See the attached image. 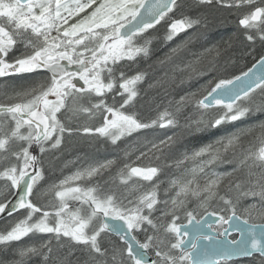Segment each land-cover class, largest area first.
Here are the masks:
<instances>
[{
  "label": "snow or ice",
  "instance_id": "1",
  "mask_svg": "<svg viewBox=\"0 0 264 264\" xmlns=\"http://www.w3.org/2000/svg\"><path fill=\"white\" fill-rule=\"evenodd\" d=\"M193 5L250 9L239 18L238 26L253 45L248 54L258 59L239 75L219 79L210 91L205 89L206 94L180 96L173 111L165 109L156 119L144 121L136 108L137 86L146 73L129 76L121 62L136 63L149 56L152 39L146 33L181 8L180 0H0V94L16 101L0 103V162L4 163L0 180L17 190L14 202L0 203V214L25 210L23 218L0 232V250L12 255L9 264H28L32 257H39V264H229L235 257L264 264V120L245 127L235 124L264 114V48L256 53L254 47L257 40L264 45V0H193ZM201 23L206 26L207 17L175 19L165 39L170 41ZM189 106L200 115L196 119L184 116L185 134L198 141L205 138L201 134L216 139L184 153L176 166L184 161L195 166L186 170L190 178L169 182L163 190L167 198L158 195L163 182L153 183L162 172L161 165L126 163L104 178L116 164L108 160L78 169L52 185L56 203L38 205L30 199L40 195L45 155L60 150L65 134L95 135L115 145L142 129L181 127L179 117ZM67 114H71L68 123L61 119ZM80 116L87 121L99 119L100 124L71 127L70 122ZM228 125L235 131L217 135ZM257 129L259 149L242 151L231 171L212 173L209 178L205 169L230 151L235 156L243 138ZM174 144L176 137L168 136L152 143L148 152L160 160L164 149ZM147 155L141 152L137 160ZM80 181L95 182L82 186ZM142 182L149 187L145 189ZM172 189L175 193L168 196ZM192 198L203 215L218 217V227L208 225L215 235L189 239V233L177 224L181 212L189 223H201L203 215L198 220L195 209L188 208ZM213 200L223 207L209 212ZM230 229L238 236L232 237ZM139 233L144 234L143 242L137 239ZM37 234H48V239L13 248L14 242ZM201 240L208 243L201 245ZM53 241L57 251L67 248L63 257L54 255ZM77 246L85 255L82 262L79 256L69 259ZM149 249L155 259L147 258Z\"/></svg>",
  "mask_w": 264,
  "mask_h": 264
},
{
  "label": "rangeland",
  "instance_id": "2",
  "mask_svg": "<svg viewBox=\"0 0 264 264\" xmlns=\"http://www.w3.org/2000/svg\"><path fill=\"white\" fill-rule=\"evenodd\" d=\"M193 0H182V2H190ZM241 17L244 13L249 11L248 8H242ZM178 9L174 10L177 11ZM172 13H169L168 17L164 20H170L173 16ZM240 17V18H241ZM154 32V31H153ZM205 33V32H204ZM167 33L164 35L166 36ZM148 37L152 39V43H157L158 46L152 47L150 50V54L148 57L139 58L138 62L141 61V65L129 70L128 65L136 63H131L127 61H122L121 63L125 65L127 75H134L137 71H143L146 73L145 79L143 82L138 84V89L140 92V96L137 103L136 111L139 114V118L144 121H150L152 119H156L160 112H163L165 109L169 111L174 110V102L179 100L180 96L185 94H190L196 92L198 96L204 95L200 94L199 89H207V83H211L213 80H210L213 77V72L220 66V63L217 60L211 61L207 69L199 68L191 65L192 61H188L190 58L188 55L190 54L188 50H185L188 46L189 42L192 38L189 39V35L184 37H174L172 40H166L165 36H160L161 40H157L152 36L151 30L146 33ZM152 36V37H151ZM204 36V35H203ZM207 41H204V44H208V37L205 35ZM188 39L190 41H188ZM205 40V39H203ZM222 40V39H220ZM206 42V43H205ZM222 41H218L220 43ZM151 43V44H152ZM158 47V48H156ZM190 56V55H189ZM195 65V64H194ZM148 70V74L146 72ZM72 70H75V66H72ZM194 72V77L190 74ZM185 82H189L190 79H194V85L184 84L183 82H179L181 79H185ZM210 80V81H209ZM200 83V84H199ZM2 84L0 83V93L3 92ZM151 85V87H150ZM175 85V88H171V93H167L169 91V87ZM213 86V85H212ZM209 87V90L212 88ZM169 89V90H168ZM208 90V91H209ZM161 98V99H158ZM255 99L259 101L261 96L259 93L255 94ZM8 99L5 98L3 94H0V103H6ZM137 100V101H138ZM160 100L159 102H157ZM173 103L170 104L169 102ZM108 102H111V94H109ZM146 107V111H143V108ZM157 110V111H156ZM216 110H213L212 114H215ZM59 115V114H58ZM71 115V114H67ZM145 115V116H144ZM190 115L193 119L199 118V112H197L193 107L189 106L185 108L184 113L179 117V124L181 127H165L160 128L159 126L142 129L138 132H134L131 136H125L122 138V167L124 164L128 163L132 166L141 165V166H156L157 164L162 166V172L159 174L158 178H154L153 183L158 181H162L160 184L159 197L161 199L167 198L164 194V189L169 187V182L171 180H186L190 178L188 172L186 170L191 169L195 166V162L192 161H184L182 165L179 167L176 166V163L183 159V155L185 152H191L193 149L198 148L201 144L209 143L216 139V136H208L207 134H201L205 137L202 140H194L190 135L185 134L183 125L185 123L184 116ZM65 117V116H63ZM65 120V119H64ZM264 120V114H257L256 116H252L245 121L235 122L238 127H242L244 124L255 125L258 121ZM74 123L71 124L73 128H76L78 125L83 123H89L92 126H98L100 124V120L87 121L86 117L80 116L78 119H74ZM235 131V128L232 125L226 126V128L222 129L220 133L217 135H226ZM168 136L176 137V144L171 146L170 148L164 149V155L160 160H156L153 153L148 152L149 148H151L152 143H159L160 140L166 139ZM249 136V135H247ZM242 140V144H246V137ZM76 137H79L83 141L77 140ZM259 137V136H258ZM202 141V143L200 142ZM204 141V142H203ZM254 145L251 146V152H256L261 146L260 139L257 138ZM235 156L230 151L225 154L221 161H217L215 164L209 166L205 169V172L208 174V177L211 178L212 173H224L229 172L235 166V160L238 159L239 149H237ZM137 152V154H135ZM141 152L148 153L147 156L141 157L137 160V156H140ZM58 154H52L50 159L46 158L47 166L44 167V179L40 182V198L36 199V203L38 205H47L56 203V198L54 196V190H52V185L58 184L61 180L75 173L78 169H82L85 167H89L92 165L104 163L108 160H113L111 156V151L108 147V140L99 137V136H84L83 134H73L69 136L65 134L64 142ZM127 153V155H126ZM155 155H159L156 153ZM57 160V161H55ZM116 164L108 171L104 173V178H107L109 172L114 174L118 167V160L116 159ZM225 161H233L231 163ZM4 164V163H2ZM170 165L168 167H164V165ZM97 180L100 178L97 177ZM200 182H204L203 174L199 177ZM45 180L47 183V187L45 184ZM95 181H80L82 186H91ZM144 183L145 189L149 187L147 182ZM227 181H225V184ZM107 187V186H105ZM123 192V188L120 189ZM224 191V187H221V192ZM12 193V189L6 186L3 180H0V203L6 201L7 195ZM175 193V189H172L171 192L168 193V196H171ZM44 197V201L42 200ZM131 198V197H129ZM42 200V201H41ZM245 201L244 203H247ZM74 206H79L77 203ZM223 205L218 200H213L210 202L208 206V211H212L213 209L219 211ZM189 210L195 209L197 213V218H200L203 215V209L199 207V202L192 198L188 203ZM224 214V213H221ZM25 215V210L7 218L5 221L0 222V232H5L9 230L19 219L23 218ZM179 216L183 218L181 221H188L187 217L183 212L179 213ZM177 220V224L181 222ZM216 225V227H218ZM144 236L143 233H139ZM110 236H106L105 239H109ZM48 239V234H37L36 236H29L23 238L20 242H14L13 248L17 245H25V244H36L39 245L42 241ZM55 241H53L54 243ZM5 249L0 250V261H4V264H9L12 255L10 251H6L2 253ZM154 255V252L151 250ZM155 257V255H154ZM252 258L249 260H239L234 264H250Z\"/></svg>",
  "mask_w": 264,
  "mask_h": 264
},
{
  "label": "trees",
  "instance_id": "3",
  "mask_svg": "<svg viewBox=\"0 0 264 264\" xmlns=\"http://www.w3.org/2000/svg\"><path fill=\"white\" fill-rule=\"evenodd\" d=\"M180 2L182 4V7L178 8V10L174 11L172 14V16H174L175 18H182L184 16H190L195 18L197 16H201V17H207V20L209 21V23L206 26L204 23H201V25L199 26L190 28L191 31L185 34L184 36L187 37L189 35L190 36L189 39L192 38L191 41L188 39V41L190 42L185 49L188 50V52L190 53L189 54L190 56L188 55V57L190 58L188 61L189 62L192 61L191 62L192 67L196 66L197 69L199 68L207 69L209 64H211V61H213L214 59L220 63V66L217 67V69L212 73L213 77L210 80L213 81L211 83H207V86L210 87L214 85L221 78H231L233 75L239 74L240 72L247 69L255 61V59H258V55L248 54L249 49L253 47V45H250L249 42L245 40L243 35V30L238 26V20L243 12L242 10L245 9L224 8L218 5L195 7L193 5V1L186 3L180 0ZM151 33L154 38L160 41L161 40L160 36H165L163 24L156 25L155 28L152 29ZM203 35L204 36L206 35L208 37V42H209L208 44H204V41L207 40L206 38H204ZM218 41H222V42L218 43ZM151 46L155 48V46L158 45L157 43L154 44L152 43ZM254 47H255V52L259 53L262 50V48H264V45H261L260 41L257 40L255 42ZM138 65H141V61L139 63H136L135 65L131 64V66L128 68L129 70L130 68L132 70L133 68L138 67ZM146 72L148 74L147 69ZM193 73L194 72L190 74L192 77H194ZM185 80L186 78L181 79L179 82H183L184 84H189L191 86L194 85L195 82L194 79H190L189 82H185ZM209 87H207L206 90H209ZM171 88H175V85L169 87L170 90L168 89L169 91H167V93H171ZM204 91L205 90H203L202 88L199 89L200 94H203ZM140 101L141 100H138L137 103H139ZM159 101L160 100H158L157 102ZM141 102L143 103V101ZM143 111L144 112L146 111V107L143 108ZM251 124H244L242 125V127L249 126ZM258 136H259V129L252 132L251 134H249V136L245 138L246 144L241 145V148L239 149L238 159L240 158V154L242 151L245 153L251 151V146L254 145L253 143L256 142L255 140L258 138ZM76 138L79 141H83L79 137ZM200 142L202 143V141ZM50 158L51 157H48V159ZM179 217H180L178 219L179 221L183 220L181 216ZM137 237L142 241H144L145 239V237L142 236L141 234H137ZM109 239L118 241V238L115 236H110ZM52 246L54 248V255L56 256L63 257L67 252V248L57 251L56 242H54ZM77 247L78 250L69 259L70 261L75 260V258L79 256L82 262L83 259L85 258V255L83 252L79 250V246ZM6 251L7 250L5 249L2 251V253H5ZM39 260H40L39 257H32L31 259L28 260V264H39ZM234 263H236V261L229 262V264H234Z\"/></svg>",
  "mask_w": 264,
  "mask_h": 264
},
{
  "label": "water",
  "instance_id": "4",
  "mask_svg": "<svg viewBox=\"0 0 264 264\" xmlns=\"http://www.w3.org/2000/svg\"><path fill=\"white\" fill-rule=\"evenodd\" d=\"M80 83H82V82H80ZM16 192H17V190H16ZM16 199H17V196L15 193L14 196L9 201L14 202ZM6 215H7V212L0 214V218L4 217ZM110 222H112V221H110ZM217 222H218L217 216L203 215V219L201 220L200 224H197L196 220H193L191 223L185 222V223H179L178 225L181 226L182 231H187L189 233V237H188L189 239H193L196 235H202V234L215 235V233L212 231L211 228L208 227V225L209 224L214 225ZM119 223H122V222H119ZM226 227H229V225H226ZM230 233L236 234V236H238V233L231 232V229H230ZM198 243L201 245H204V244H207L208 242L201 240ZM147 258L149 260L153 259L149 250L147 252ZM240 258H242V257H235V258H233V260L240 259Z\"/></svg>",
  "mask_w": 264,
  "mask_h": 264
},
{
  "label": "flooded vegetation",
  "instance_id": "5",
  "mask_svg": "<svg viewBox=\"0 0 264 264\" xmlns=\"http://www.w3.org/2000/svg\"><path fill=\"white\" fill-rule=\"evenodd\" d=\"M170 23H171V21H161L160 22V24H163V26H164V33H167V31H168V27H169V25H170ZM191 31V29H187L186 31H184L183 33H179V34H177L175 37H181V36H183V35H185V34H187L188 32H190ZM72 70V69H71ZM0 83H3V78H0ZM9 94H11V90H9ZM13 102H16L15 100H7V102L6 103H13ZM68 116L69 115H66L65 117H61V119H65V122L66 123H68L69 121H68ZM74 119L70 122V126L72 127V125L71 124H73L74 122ZM78 135V134H77ZM84 135V134H83ZM85 137H86V135H84ZM108 147H109V149H110V151H111V155H113V156H111L112 157V159L113 160H118V167L120 168V167H122V139L120 140V141H118L117 142V144H115V145H113L109 140H108ZM52 154H58L57 152H55V153H50V154H46L45 155V157H44V167H46L47 166V164H46V158L48 159V157H51L52 156ZM135 154H137V152H135ZM12 163H15L16 161H11ZM3 162H0V169H2L3 168V166H4V164H2ZM134 166H141V165H134ZM145 166V165H144ZM141 167H143V166H141ZM43 185H46V187H47V183H46V181H45V184H43ZM14 193H15V190H13L12 189V193H10L9 195H7V197L6 198H9V197H12L13 195H14ZM38 198H40V196H36V197H30V199H33V201L36 203V199H38ZM44 197H42V200L44 201V199H43ZM41 200V201H42Z\"/></svg>",
  "mask_w": 264,
  "mask_h": 264
},
{
  "label": "bare ground",
  "instance_id": "6",
  "mask_svg": "<svg viewBox=\"0 0 264 264\" xmlns=\"http://www.w3.org/2000/svg\"><path fill=\"white\" fill-rule=\"evenodd\" d=\"M175 19H181V18H175V17L173 16V17L170 19V21L172 22V21L175 20ZM45 181H46V180H45ZM11 198H12V197L5 198V199H6V201H9ZM18 213H20V212H19V211H18V212H14L13 215H11V216H14V215H16V214H18ZM11 216L6 215V216H4V217H1V218H0V222L5 221L7 218H9V217H11ZM150 253H151L153 259H155L153 253H152L151 251H150Z\"/></svg>",
  "mask_w": 264,
  "mask_h": 264
}]
</instances>
